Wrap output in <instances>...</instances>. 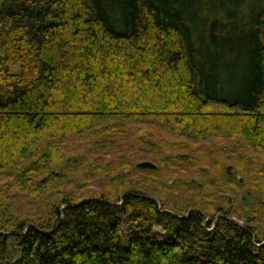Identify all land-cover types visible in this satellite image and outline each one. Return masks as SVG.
<instances>
[{
    "label": "trees",
    "instance_id": "1",
    "mask_svg": "<svg viewBox=\"0 0 264 264\" xmlns=\"http://www.w3.org/2000/svg\"><path fill=\"white\" fill-rule=\"evenodd\" d=\"M261 155L264 0L0 1V264H264Z\"/></svg>",
    "mask_w": 264,
    "mask_h": 264
},
{
    "label": "rangeland",
    "instance_id": "2",
    "mask_svg": "<svg viewBox=\"0 0 264 264\" xmlns=\"http://www.w3.org/2000/svg\"><path fill=\"white\" fill-rule=\"evenodd\" d=\"M11 70L12 71H18L19 70V66L18 65H14V66L11 67ZM236 73H237L236 67H232L231 73H230L231 74L230 78H232V79L236 78L235 77ZM148 128L149 127L142 128V129H138V128L135 129V131H138L140 133V135L144 134V136H147V139L149 140V143H143V142L134 143L133 142L134 144H138L139 145L140 150L139 149L138 150L141 152V156L139 157V159H136V160H133V161H135V163H136L137 161L148 160V161H152V162L157 163V165L158 166L160 165V167H161V162L158 161L157 159H155L154 150L156 149V145H154L155 141H153V138L157 140L159 138L161 139V138L166 137V136L159 129H155L153 132H151V129H148ZM148 131H150V132H148ZM170 138L173 139L174 141H179L178 144L182 145V148L176 149V152H179V154H183L184 156H190L191 155L189 150L185 149L186 146L190 145V147L193 148V149H195L197 147H199L200 149L203 148V142L204 141L203 142L202 141L197 142V141H192V140H188L187 141L186 137H185V139L182 138V137L176 138L177 140H175L172 137H170ZM206 143H208L207 145H209V147H211V144H210L211 142L210 143L206 142ZM223 143L229 145V143H227V141L223 142ZM209 147L207 149H209ZM220 152H221L219 154L220 157H223V159H227V160H225V161H227V163L231 162L230 165H231V167L233 169L234 175H244L243 171H241L240 166H238L235 162H232V159L230 158L234 154V152L232 150H222ZM219 156L217 154H215V157L213 155L212 156L210 155L212 160H216L215 158H218ZM207 157H208V154H207ZM183 158H187V157H183ZM256 158H258V155H255V158H254L255 161L257 160ZM261 159H262V161H264V156L261 155ZM178 161L179 162H184L182 158H179ZM165 164H164L163 173H166V176L163 179V181H164L163 184L165 185L166 190H169L168 186H170V187L173 186V183L171 184L172 181H169V179H173V181H174V179L177 180L179 175L182 174V172H177V171L175 172V169H174L175 166L173 165L172 162L168 161V162H165ZM262 166L264 167V165H262ZM190 169L194 171V170L198 169V165L195 164ZM182 171L187 172V169H183ZM263 174H264V172H263ZM155 176L156 175H154V173H153L150 177H153V182H151L152 183L151 187L156 189L158 187H157V184H156V180L154 181ZM148 177L149 176L146 173L145 178H148ZM201 178L204 179V177H201ZM241 180H243L242 176H241ZM91 181H93V179L85 178V177H79V179L76 180L77 183H80L81 185H84L86 187H91L92 185H94V188H97L96 185L93 184ZM72 185L74 186L75 183L73 182ZM248 185H249V183L244 184L245 190H244L243 194H249L252 199L253 198L256 199L258 197H260V198L264 197V191L261 190V185L260 184H258L257 187H250ZM249 188H251V189H249ZM259 191H262L263 193L261 194V193H259ZM11 206L14 207L15 209H17L16 213H22V214H26L27 212L29 214L33 213V211H35V209L39 208V207L37 208V205H35L34 203L29 202V200L27 198L21 199L20 197H17V196L12 197ZM14 208H13V212H14ZM263 209H264V207H263ZM262 214L258 215V217H256L255 219H252L251 220L252 224H253V222L254 223L259 222L260 223L259 226L262 228L264 226V212ZM153 231H155V232H157L159 234H163V235L166 233L161 226H154L153 227ZM123 235L126 236V229L125 228L123 230ZM12 246L15 249L18 248V246H17V244L15 242H12Z\"/></svg>",
    "mask_w": 264,
    "mask_h": 264
},
{
    "label": "water",
    "instance_id": "3",
    "mask_svg": "<svg viewBox=\"0 0 264 264\" xmlns=\"http://www.w3.org/2000/svg\"><path fill=\"white\" fill-rule=\"evenodd\" d=\"M137 165L138 166H154V163L152 161L143 160V161H139Z\"/></svg>",
    "mask_w": 264,
    "mask_h": 264
}]
</instances>
